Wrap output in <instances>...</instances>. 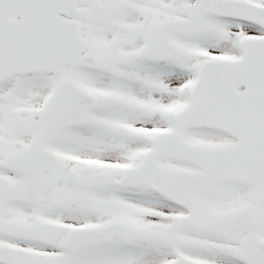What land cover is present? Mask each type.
<instances>
[{
    "label": "snow or ice",
    "instance_id": "snow-or-ice-1",
    "mask_svg": "<svg viewBox=\"0 0 264 264\" xmlns=\"http://www.w3.org/2000/svg\"><path fill=\"white\" fill-rule=\"evenodd\" d=\"M0 264H264V0H0Z\"/></svg>",
    "mask_w": 264,
    "mask_h": 264
}]
</instances>
